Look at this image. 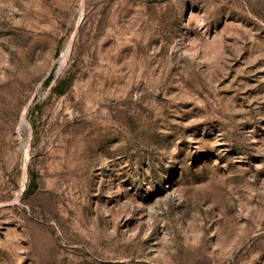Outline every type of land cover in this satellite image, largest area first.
Returning <instances> with one entry per match:
<instances>
[{
  "label": "rangeland",
  "instance_id": "374dc122",
  "mask_svg": "<svg viewBox=\"0 0 264 264\" xmlns=\"http://www.w3.org/2000/svg\"><path fill=\"white\" fill-rule=\"evenodd\" d=\"M0 264H264V0H0Z\"/></svg>",
  "mask_w": 264,
  "mask_h": 264
},
{
  "label": "bare ground",
  "instance_id": "6f19581e",
  "mask_svg": "<svg viewBox=\"0 0 264 264\" xmlns=\"http://www.w3.org/2000/svg\"><path fill=\"white\" fill-rule=\"evenodd\" d=\"M68 47L63 51V53L60 55V62L62 63L66 58H67V56H68ZM60 63V64H61ZM22 122L23 123H27L26 122V120H25V117H24V115H23V117H22Z\"/></svg>",
  "mask_w": 264,
  "mask_h": 264
},
{
  "label": "trees",
  "instance_id": "16d2710c",
  "mask_svg": "<svg viewBox=\"0 0 264 264\" xmlns=\"http://www.w3.org/2000/svg\"><path fill=\"white\" fill-rule=\"evenodd\" d=\"M63 83H64V81L61 80L59 85L55 86L54 89L59 91V92H62L63 91Z\"/></svg>",
  "mask_w": 264,
  "mask_h": 264
}]
</instances>
